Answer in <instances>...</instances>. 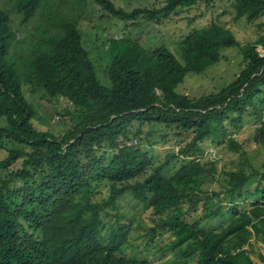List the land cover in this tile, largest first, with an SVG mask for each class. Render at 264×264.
I'll return each mask as SVG.
<instances>
[{"label": "trees", "instance_id": "obj_1", "mask_svg": "<svg viewBox=\"0 0 264 264\" xmlns=\"http://www.w3.org/2000/svg\"><path fill=\"white\" fill-rule=\"evenodd\" d=\"M44 1L12 0V6L27 20ZM94 1L113 16L132 19L165 16L179 6L211 0H165L158 8L130 10L112 0ZM234 8L235 18L253 21L264 15V0H234ZM258 24L261 33L243 46L246 65L235 79L217 92L192 97L177 90L187 72H202L220 58L223 48L239 45L233 31L220 23L189 30L178 42L180 58L165 45L147 49L136 39L111 37L106 85L96 76L76 19L62 18L20 57L10 15L0 5V137L18 144L0 158V264H152L148 258L122 253L127 224H110L106 237L102 235L103 215L110 214L108 207L126 191L160 216L157 226L173 233L168 248L176 257L162 264H264V253L256 261L248 250L252 237L264 242V170L225 171L229 206L219 204L210 213H230L221 228L206 229L185 216L199 201L203 182L215 172L212 162L195 159L203 153L202 142L226 137V121L240 126L244 112L254 110L255 96L264 94V52L258 49H264V21ZM22 83L67 97L82 108L81 119L61 135L36 129ZM144 123L173 125L190 139L143 179L131 182L152 164L146 149L127 143L141 139ZM253 138L264 145V117ZM225 139L230 149L243 153L233 136ZM103 147L112 150L110 155L97 153ZM180 154L192 159L163 174L169 159ZM20 158V166L11 168ZM252 176L257 184L244 193ZM93 179L109 185L100 201L79 196ZM248 195L254 196L251 206L239 210L237 204ZM185 203L186 212L172 213Z\"/></svg>", "mask_w": 264, "mask_h": 264}, {"label": "rangeland", "instance_id": "obj_2", "mask_svg": "<svg viewBox=\"0 0 264 264\" xmlns=\"http://www.w3.org/2000/svg\"><path fill=\"white\" fill-rule=\"evenodd\" d=\"M112 1L116 6L126 10L134 7L158 8L165 3V0ZM0 5L10 15L17 39L16 53L20 57L28 54L42 35L46 32L52 33L54 25L62 18L76 19L82 43L93 61L96 76L106 85H110L107 67L110 61L109 40L111 37L136 39L147 49L165 45L180 58L178 42L189 30L212 21L220 23L233 31L239 40V45L223 48L220 58L202 72H187L183 81L177 86V90L192 97L217 92L235 79L246 65V60L242 56L243 46L254 41L261 33L258 23L264 21V15L253 21H248L245 17L235 18L234 0H211L207 3L197 1L191 5L179 6L174 12L165 16L159 13L154 18L139 15L132 19L113 16L94 0H46L27 20L22 19V16L13 9L12 0H0ZM258 49L260 53L264 52L260 46ZM22 89L34 108L31 122L36 129L61 135L72 130L81 119L82 108L75 106L67 97L50 96L35 83H22ZM251 109L250 107L244 112L242 123L238 127H233L226 121V137H218L217 143L215 140L212 141L211 137L205 139L202 142L203 153L195 157L203 162H212L215 172L212 177L209 176L208 180L203 182L201 190L198 191L199 201L195 204L194 210H190L185 216L189 221L197 222L206 229H219L230 219V213L226 211L216 216L210 214L219 204L226 208L229 206L225 171L238 168H243L247 172L253 168L264 170V145L253 138L259 121L264 117L263 93L255 96L254 110ZM141 129V139L131 138L127 143L139 144L146 149L152 164L139 176L129 179L131 182L143 179L152 171L153 166L167 158L168 153L178 151V148L190 139V135L178 134L179 128L173 125L144 123ZM227 136H233L242 144V154L240 151L229 148L225 139ZM14 146L18 144L6 137H0V158L6 156L8 149ZM111 151L103 147L98 149L97 153L110 155ZM189 159L192 157L181 154L170 158L169 163L161 171L165 175H170ZM21 160V158L16 160L11 168L19 167ZM0 173L4 175V170ZM256 184L257 177L252 176L243 188L244 193L251 191ZM108 193L109 185L106 180L93 179L90 180V186L86 187L79 196H90L92 201H100ZM251 196L248 195L237 204L239 210L248 209L251 206L250 201L254 198ZM187 206L188 203H185L179 210H173L172 213L186 212ZM107 210L110 214L103 215L106 222L102 228L103 236L106 237L111 230L110 224L114 227L119 222L128 225L127 240L122 246L123 254L148 258L152 264H162L175 259V254L168 248L174 237L172 231L157 226L156 222L159 221L160 216L156 215L151 207L145 208L140 201L133 198L131 191L118 196L115 204ZM114 213L119 214L114 215ZM248 250L251 257L259 261V254L264 253V242L252 237L248 243ZM190 263L192 264L193 260Z\"/></svg>", "mask_w": 264, "mask_h": 264}]
</instances>
